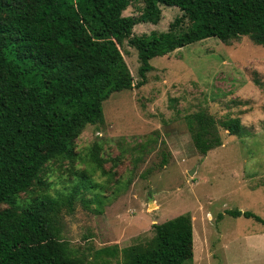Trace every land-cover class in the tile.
<instances>
[{
    "label": "rangeland",
    "instance_id": "374dc122",
    "mask_svg": "<svg viewBox=\"0 0 264 264\" xmlns=\"http://www.w3.org/2000/svg\"><path fill=\"white\" fill-rule=\"evenodd\" d=\"M144 6L130 0L123 14L138 17ZM160 8L157 23H136L133 34L165 31L181 14L176 6ZM120 50L135 83L137 51L126 41ZM149 63L142 86L112 93L102 122L82 129L74 165L48 162L21 200H55L61 235L84 264H121L120 253L98 258L94 251L148 239L153 223L180 214L192 222L189 264H264V224L226 214L238 209L264 220V46L247 36L229 43L208 37ZM200 110L218 122L238 117L243 133L219 126L222 145L200 154L185 122ZM95 144L99 169L90 161Z\"/></svg>",
    "mask_w": 264,
    "mask_h": 264
},
{
    "label": "trees",
    "instance_id": "16d2710c",
    "mask_svg": "<svg viewBox=\"0 0 264 264\" xmlns=\"http://www.w3.org/2000/svg\"><path fill=\"white\" fill-rule=\"evenodd\" d=\"M129 2L0 0V264H84L80 251L61 235L55 200L22 201L20 195L41 182L48 162L74 165L82 129L102 122L103 102L112 93L146 82L151 58L208 37L229 43L247 36L264 46V0H144L138 17L123 14ZM160 4L176 6L181 14L165 31L133 34L136 23L159 21ZM124 41L137 51L135 83L120 50ZM185 122L202 155L222 145L219 126L231 135L243 133L238 117L218 122L200 110L186 115ZM90 159L101 168L96 144ZM94 201L101 212V199ZM226 214L264 224L250 211ZM152 228L150 238L121 249L101 247L95 257L117 259L120 253L121 264L192 261L189 214Z\"/></svg>",
    "mask_w": 264,
    "mask_h": 264
}]
</instances>
